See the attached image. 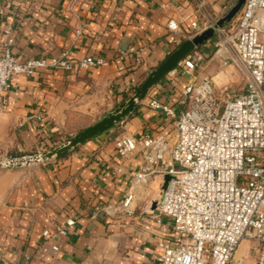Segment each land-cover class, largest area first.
Masks as SVG:
<instances>
[{
    "label": "crops",
    "instance_id": "1",
    "mask_svg": "<svg viewBox=\"0 0 264 264\" xmlns=\"http://www.w3.org/2000/svg\"><path fill=\"white\" fill-rule=\"evenodd\" d=\"M201 1L202 7L193 0H81L72 10L68 0H0V54L4 28L10 24L12 51L20 60L51 59L64 51L75 59L105 60L99 66L46 68L15 76L4 92L6 109L0 114V159L52 148L64 136L95 123L132 95L180 44L210 27L194 29L193 21L210 16L233 28L244 6L226 20L238 0ZM215 39L190 55L205 53L207 61L198 65L197 73L216 78L222 67L212 51ZM129 46L136 52L119 59L120 49ZM187 79L164 76L130 116L63 157L0 169V263L158 264L162 243L175 234L172 219L159 210L162 194L157 191L166 174L136 188L133 214L106 209L123 201L143 163L141 154L120 156L115 142L146 131L169 134L174 142L176 118L149 102L156 98L178 112L186 109ZM232 79L240 81L239 76ZM167 161L171 166L170 155ZM69 219L74 224L66 237L43 235Z\"/></svg>",
    "mask_w": 264,
    "mask_h": 264
},
{
    "label": "built area",
    "instance_id": "2",
    "mask_svg": "<svg viewBox=\"0 0 264 264\" xmlns=\"http://www.w3.org/2000/svg\"><path fill=\"white\" fill-rule=\"evenodd\" d=\"M68 1L73 10L81 0ZM193 1L202 7L201 0ZM208 26H215L214 56L220 59L223 79L197 73L198 65L207 61L203 52L188 55L165 75L170 80L188 77L183 89L186 109L178 112L156 98L149 102L176 118L177 138L172 142L169 134L150 131L118 138L117 153L141 154L143 163L123 201L105 208L133 214L136 188L153 176L171 174L159 210L172 219L175 234L162 243L158 264H247L245 257L237 256L244 240L253 244V264H264V0H246L233 28L217 26L210 16L192 22L197 30ZM14 42L13 26L8 24L0 54V114L6 109L4 92L17 75L105 63L101 57L75 59L68 51L51 59L20 60L12 51ZM135 52L134 46L122 48L118 58L126 60ZM235 76L240 81L233 80ZM73 224L69 219L54 232L45 229L43 235L66 237Z\"/></svg>",
    "mask_w": 264,
    "mask_h": 264
},
{
    "label": "water",
    "instance_id": "3",
    "mask_svg": "<svg viewBox=\"0 0 264 264\" xmlns=\"http://www.w3.org/2000/svg\"><path fill=\"white\" fill-rule=\"evenodd\" d=\"M245 1L246 0H238L227 15L226 20H230L239 12ZM217 26H223V20L217 22ZM214 35L215 26H210L202 32L185 40L159 66L148 74L143 83L132 95H130L124 102L116 105L112 110L104 114V116L95 123L79 130L60 144L44 151L20 152L4 156L0 159V169L27 167L63 157L74 150L78 145L84 143L92 137L114 128L138 108V106L147 97L151 88L156 85L170 70L175 68L196 48L213 38ZM163 178L164 181L162 190H165L169 180L172 178V175L166 174ZM154 203L157 205L156 200H154Z\"/></svg>",
    "mask_w": 264,
    "mask_h": 264
},
{
    "label": "rangeland",
    "instance_id": "4",
    "mask_svg": "<svg viewBox=\"0 0 264 264\" xmlns=\"http://www.w3.org/2000/svg\"><path fill=\"white\" fill-rule=\"evenodd\" d=\"M215 48L212 49L213 53L215 52ZM222 77V74H220L219 76H217L215 79L217 81H219L218 79ZM68 137L64 136V140H66ZM63 140V141H64ZM61 141V142H63ZM34 152V151H33ZM163 184V183H162ZM158 186V185H157ZM160 186V185H159ZM158 186V187H159ZM162 187V185H161ZM164 190L161 189V191L158 189V193H160V195L162 194ZM249 245V246H248ZM253 244L247 240H244L241 245H240V248H239V251L237 253V256L238 257H245L246 260H247V264H253L257 258V255L249 248L251 247L252 248Z\"/></svg>",
    "mask_w": 264,
    "mask_h": 264
},
{
    "label": "trees",
    "instance_id": "5",
    "mask_svg": "<svg viewBox=\"0 0 264 264\" xmlns=\"http://www.w3.org/2000/svg\"><path fill=\"white\" fill-rule=\"evenodd\" d=\"M61 141V140H60ZM47 147H50V146H47Z\"/></svg>",
    "mask_w": 264,
    "mask_h": 264
}]
</instances>
